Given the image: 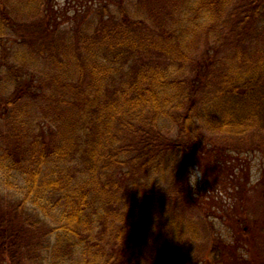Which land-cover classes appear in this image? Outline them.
<instances>
[{"label":"trees","instance_id":"obj_1","mask_svg":"<svg viewBox=\"0 0 264 264\" xmlns=\"http://www.w3.org/2000/svg\"><path fill=\"white\" fill-rule=\"evenodd\" d=\"M112 1L0 0V264H264V0Z\"/></svg>","mask_w":264,"mask_h":264},{"label":"rangeland","instance_id":"obj_2","mask_svg":"<svg viewBox=\"0 0 264 264\" xmlns=\"http://www.w3.org/2000/svg\"><path fill=\"white\" fill-rule=\"evenodd\" d=\"M99 1L100 0H50V4L53 5L52 11H53V15L56 16L55 21L59 25L62 24L63 26L61 25V27H64L66 25L76 23L78 20H75V19L82 18L81 16L85 12H91L93 9H96V7L100 4ZM118 1L119 0H113L112 2L113 4H115ZM90 15L92 16L93 13L92 14L90 13ZM7 40L11 41L12 39H7ZM8 45H11V43ZM9 60L10 62H15L11 56H9ZM247 160L249 161V164L251 166L252 182L255 183L260 178L261 170L264 167V152H255L251 154ZM189 173H190V177L191 175L193 177L191 183H192L193 191L196 196L204 197L206 194L209 196L218 195L220 199L224 200V202L225 201H228L230 203L234 202L233 200L229 201L232 198V194L235 193L233 188L225 189L224 187L218 186L217 187L218 190H221V193H219L218 190H215L214 187L212 186V182H209V184L206 183V187L203 186L202 173L199 167L194 162H190L189 164ZM207 188L210 190H208ZM205 189H207L206 194H205ZM238 196H237V199L235 200V203L238 200ZM249 197H252V199H254L255 194L252 193L249 195ZM250 200L247 201V205L249 207L253 206L252 201ZM234 211H237V214H239L240 207L232 209L230 210V212L228 210V215H230L229 218L219 217L216 220V224H217L216 240L217 239L220 240L219 242L220 244L215 241H213L212 243L208 242L209 243L208 253L202 257L203 259L202 262L198 264H227L222 258V256L225 254V252H223L222 246L225 244V242L230 241L229 239L232 233L237 235L234 239L238 238L240 235L242 236L247 235L246 230H245V229H248L247 227L248 222L246 220L247 218L244 219L242 222H240L238 225H235L236 220H233L231 218V214H233ZM232 230L237 231V232H233ZM228 248H230L232 252V249L229 244H228ZM242 252L246 253L245 250ZM196 263H197L196 260L192 262V264H196Z\"/></svg>","mask_w":264,"mask_h":264},{"label":"clouds","instance_id":"obj_3","mask_svg":"<svg viewBox=\"0 0 264 264\" xmlns=\"http://www.w3.org/2000/svg\"><path fill=\"white\" fill-rule=\"evenodd\" d=\"M190 179H191V182H192V179H193L192 175H191Z\"/></svg>","mask_w":264,"mask_h":264}]
</instances>
